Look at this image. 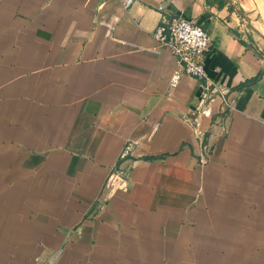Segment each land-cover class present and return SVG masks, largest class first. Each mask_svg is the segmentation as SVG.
Wrapping results in <instances>:
<instances>
[{"label": "crops", "instance_id": "1", "mask_svg": "<svg viewBox=\"0 0 264 264\" xmlns=\"http://www.w3.org/2000/svg\"><path fill=\"white\" fill-rule=\"evenodd\" d=\"M124 1L0 0L2 263L264 264V42L226 0ZM162 15L208 36L203 80L170 87Z\"/></svg>", "mask_w": 264, "mask_h": 264}, {"label": "built area", "instance_id": "2", "mask_svg": "<svg viewBox=\"0 0 264 264\" xmlns=\"http://www.w3.org/2000/svg\"><path fill=\"white\" fill-rule=\"evenodd\" d=\"M130 3L131 0H125L123 6L126 7ZM157 10L161 12L162 8L158 7ZM152 37L175 60V69L169 77L170 87L176 85L182 75L195 81H201L205 78L202 59L207 52L209 39L199 25L181 17L166 20L162 15ZM221 94L223 95V93ZM221 102L225 110L232 109L234 104L233 99L227 96H222ZM206 157L204 154L200 158L199 164L201 166L205 164ZM115 178L118 177L110 175L107 183H112Z\"/></svg>", "mask_w": 264, "mask_h": 264}, {"label": "rangeland", "instance_id": "3", "mask_svg": "<svg viewBox=\"0 0 264 264\" xmlns=\"http://www.w3.org/2000/svg\"><path fill=\"white\" fill-rule=\"evenodd\" d=\"M264 2V1H263ZM247 5L245 7V14L252 20L253 26L257 28L263 35H264V16L262 12H260L255 2H252L251 0H246ZM264 4V3H263ZM248 32L251 33L255 39L259 41V39L256 38L254 33L249 29ZM262 43V42H260ZM14 249H24V253H29V256L26 260H23L22 262H17L16 264H59V260L62 258L64 253L66 252V246L60 245H53V246H23V247H7V251ZM10 253V252H9ZM14 254V253H10ZM4 253L0 254V264H3L2 261L5 258L3 257Z\"/></svg>", "mask_w": 264, "mask_h": 264}, {"label": "water", "instance_id": "4", "mask_svg": "<svg viewBox=\"0 0 264 264\" xmlns=\"http://www.w3.org/2000/svg\"><path fill=\"white\" fill-rule=\"evenodd\" d=\"M227 5L230 7V9L233 11V13L240 18L242 22L245 23L247 27L254 33V35L257 36L258 39H260L262 42H264V35L260 33L252 24V22L244 15L243 12H241L233 3L232 0H226Z\"/></svg>", "mask_w": 264, "mask_h": 264}, {"label": "bare ground", "instance_id": "5", "mask_svg": "<svg viewBox=\"0 0 264 264\" xmlns=\"http://www.w3.org/2000/svg\"><path fill=\"white\" fill-rule=\"evenodd\" d=\"M261 1H264V0H254V2H255V4H256V7H257V9L259 10V11H262V7H261V5H260V2Z\"/></svg>", "mask_w": 264, "mask_h": 264}]
</instances>
